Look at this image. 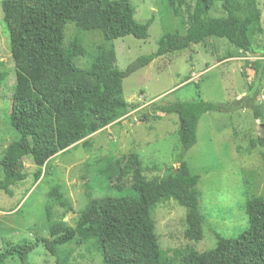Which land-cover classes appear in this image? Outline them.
<instances>
[{
  "label": "trees",
  "instance_id": "obj_1",
  "mask_svg": "<svg viewBox=\"0 0 264 264\" xmlns=\"http://www.w3.org/2000/svg\"><path fill=\"white\" fill-rule=\"evenodd\" d=\"M184 4L185 0L170 1L176 17L183 18ZM217 5L224 17H209ZM1 8L16 77L9 120L19 135L17 141L5 148L0 159L3 174L0 191L9 197L11 187L26 178L24 158H30L35 166L34 182H37L47 173L52 158L76 149L80 142L86 148L87 137L135 107L123 97V80L131 74L159 57L188 50L191 45L203 44L210 38L226 40L238 53L255 54L251 38L263 34L256 0H196L190 10L192 21L185 32L162 36L155 52L137 58L121 71L115 51L102 50L89 69L82 70L76 67L73 58L85 56V50L75 42L64 46L67 23H73L81 31H98L106 41L126 36L146 40L152 19L138 23L128 0H1ZM229 57L231 54L226 58ZM261 66L260 62L252 64L257 73ZM6 76L0 71V85ZM256 97L254 91L253 96L238 101L235 109H247L256 121L263 122L264 104L258 103ZM151 107L163 115L177 117L180 144L177 168L163 177L147 178L136 155L98 159L90 171L93 178L85 183L87 206L77 212L72 226L62 219L58 225L50 226L51 239L45 240L46 251L60 264L72 252L56 255V248L90 238L103 264H264V196L247 201L244 209L247 229L233 239L215 234L214 249L199 253L191 248L185 251L160 248L151 213L168 199L186 210V239L190 242L202 239L205 217L199 208L200 175L192 173L184 157L196 145L201 117L209 112H228L231 108L228 104L201 99L159 101ZM147 119L148 116H143V121ZM153 120L159 117L153 116ZM256 144L262 146L263 141ZM253 147L255 143H251L250 148ZM128 176L131 185L125 194L91 196L94 184L102 191H122L120 180ZM60 186L50 189L47 199L65 217L73 209ZM33 251L34 247L28 243L5 246L0 252V264L13 258L25 264Z\"/></svg>",
  "mask_w": 264,
  "mask_h": 264
},
{
  "label": "rangeland",
  "instance_id": "obj_2",
  "mask_svg": "<svg viewBox=\"0 0 264 264\" xmlns=\"http://www.w3.org/2000/svg\"><path fill=\"white\" fill-rule=\"evenodd\" d=\"M128 1L138 23L144 24L152 19L148 38L136 40L126 36L106 41L98 31H81L73 23H67L64 46L75 42L86 52L85 56L73 58L76 67L88 70L99 51L112 48L116 53L118 69L124 71L137 58L155 52L162 36L183 34L192 21L190 10L196 2L185 0L181 18L173 14L171 0ZM256 1L263 34L251 38L255 54L238 53L226 40L210 38L203 44L191 45L188 50L159 57L123 80V97L130 106L135 107L110 126L87 137L89 146L85 148L80 142L76 149L52 158L47 173L37 182H34L35 166L30 158H24L25 180L11 187V197L0 191V252L5 246L28 243L34 247V251L25 264H56L54 256L45 249V240L51 239L49 228L61 223V219L72 226L77 212L87 206L85 183L93 178L94 173L90 171L98 159L136 155L147 178H160L172 168H177L176 157L180 152L178 120L175 115L154 111L151 104L159 101L175 103L201 99L228 104L231 108L228 112H209L201 117L196 145L184 157L192 173L200 175L197 184L199 208L205 217L202 239L198 242L186 239V210L168 199L151 213L160 248L164 251L191 248L202 253L215 248V234L233 239L244 232L247 229L244 210L247 201L264 196V121H256L247 109H235L238 101L248 95L253 96L254 91L256 101L264 104V68H260L258 73L253 70L252 83L246 72L252 69L250 65L253 64L252 59L246 58L264 55V0ZM216 8L208 16L224 17L220 7L217 5ZM228 54L243 58L241 66L233 62L218 63ZM0 71L7 74L0 85L1 159L5 148L19 139L9 120L16 77L1 0ZM143 116H148V119L143 121ZM153 116H158L159 120L154 121ZM258 140L263 141L262 146L256 144ZM251 143H255V147L250 148ZM2 178L0 170V180ZM130 185V176L120 180L122 191H102L94 184L91 196L125 194ZM57 186H63L62 190L73 209L65 217L47 199L48 191ZM91 244L92 239L84 238L56 248V255L72 252L70 256L62 258L64 261L60 264H103L101 254ZM4 264L22 263L13 258Z\"/></svg>",
  "mask_w": 264,
  "mask_h": 264
},
{
  "label": "crops",
  "instance_id": "obj_3",
  "mask_svg": "<svg viewBox=\"0 0 264 264\" xmlns=\"http://www.w3.org/2000/svg\"><path fill=\"white\" fill-rule=\"evenodd\" d=\"M252 57H255V56H252ZM241 59L244 60L243 58H240V57H237V56H231L229 58H225V59H223L221 61H218V63H222V62H224V63H232L233 62V63H238V65L241 66ZM246 59H252L253 62L254 61L255 62H260L262 64L261 70H262V68H264V55L259 56V57H255V58H246ZM250 66H252V65H250ZM253 70H254L253 67H252L251 70H246L247 75L250 77V78H248V80L251 83L253 82V80H252V77H253L252 73L254 72ZM255 85L256 86L258 85V81L255 82ZM261 85H262V83H261Z\"/></svg>",
  "mask_w": 264,
  "mask_h": 264
},
{
  "label": "built area",
  "instance_id": "obj_4",
  "mask_svg": "<svg viewBox=\"0 0 264 264\" xmlns=\"http://www.w3.org/2000/svg\"><path fill=\"white\" fill-rule=\"evenodd\" d=\"M247 60V59H246ZM195 77V76H194Z\"/></svg>",
  "mask_w": 264,
  "mask_h": 264
}]
</instances>
